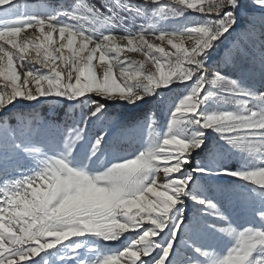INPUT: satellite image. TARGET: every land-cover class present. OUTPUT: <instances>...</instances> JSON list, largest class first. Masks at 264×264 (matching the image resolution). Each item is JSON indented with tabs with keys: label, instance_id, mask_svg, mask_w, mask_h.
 <instances>
[{
	"label": "snow or ice",
	"instance_id": "snow-or-ice-1",
	"mask_svg": "<svg viewBox=\"0 0 264 264\" xmlns=\"http://www.w3.org/2000/svg\"><path fill=\"white\" fill-rule=\"evenodd\" d=\"M242 21L264 37V0H0V264H264V45L259 89L213 63ZM174 88L134 151L88 134L110 103ZM41 98L87 111L61 126L17 109Z\"/></svg>",
	"mask_w": 264,
	"mask_h": 264
},
{
	"label": "rangeland",
	"instance_id": "rangeland-1",
	"mask_svg": "<svg viewBox=\"0 0 264 264\" xmlns=\"http://www.w3.org/2000/svg\"><path fill=\"white\" fill-rule=\"evenodd\" d=\"M21 5L40 6L47 5L52 8L59 7L61 4L70 5L73 0H18ZM91 2H97V0H91ZM137 3H143V0H136ZM170 0H162V3H168ZM246 3H250V0H246ZM201 19L200 14L192 13L189 16V21ZM137 25L143 23L142 20H137ZM185 23L182 18H173L169 21V24L180 25ZM246 27L244 21H242L241 28H237L236 32L231 37L218 46V55L213 61L214 64H218L222 74H225L233 79L244 80L247 83L260 88L261 86V65L260 55L264 45V37H261L259 29H257L254 40H249L243 35V29ZM29 32L33 30H28ZM23 35V34H22ZM121 35V33H117ZM152 39V37H149ZM159 43V42H157ZM134 59H141L142 57L136 53H129ZM227 58V59H226ZM98 73H101L100 68L97 69ZM182 89L174 88L171 92H164L162 94V102L158 98L156 102L150 100L149 104L142 105L140 108H136L132 105H126L121 102L110 103L108 111L106 113L107 119L103 124L97 122L95 126H89L88 134L94 136L100 128L110 130L112 132V139L114 144L122 151V153H130L139 146V138L130 131L132 126L139 120H143L145 114L155 113L158 123H163L168 114V104L170 101L176 99ZM47 105V107H41ZM223 107V105H221ZM234 107V105L229 106ZM18 110L24 112H35L40 118L48 120L49 123L63 125L65 121L70 122V117L79 119L82 112H86V108L75 107L72 108L71 102L61 101L60 103H52L45 101L41 98L38 102H21L17 106ZM71 109V111H70ZM116 121H120V126L115 124ZM15 124V120L11 121ZM127 129V131H126ZM215 134L211 135L209 141V147L216 142ZM205 152L198 156L197 159H201L206 156ZM229 167H239L240 161L236 158L228 161ZM11 171V170H10ZM0 179H3V173L0 172ZM213 183L223 185H235L240 183L234 178L222 177ZM221 203L228 208H231L227 196L219 197ZM193 209L191 202H189V216L193 215ZM127 235V234H126ZM114 247L119 245V241L109 242Z\"/></svg>",
	"mask_w": 264,
	"mask_h": 264
},
{
	"label": "trees",
	"instance_id": "trees-1",
	"mask_svg": "<svg viewBox=\"0 0 264 264\" xmlns=\"http://www.w3.org/2000/svg\"><path fill=\"white\" fill-rule=\"evenodd\" d=\"M41 107H42V108H43V107H47V105H42Z\"/></svg>",
	"mask_w": 264,
	"mask_h": 264
},
{
	"label": "bare ground",
	"instance_id": "bare-ground-1",
	"mask_svg": "<svg viewBox=\"0 0 264 264\" xmlns=\"http://www.w3.org/2000/svg\"><path fill=\"white\" fill-rule=\"evenodd\" d=\"M121 43H126L125 41H121Z\"/></svg>",
	"mask_w": 264,
	"mask_h": 264
}]
</instances>
